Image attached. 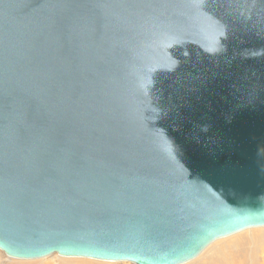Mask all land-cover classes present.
Instances as JSON below:
<instances>
[{"label": "water", "instance_id": "1", "mask_svg": "<svg viewBox=\"0 0 264 264\" xmlns=\"http://www.w3.org/2000/svg\"><path fill=\"white\" fill-rule=\"evenodd\" d=\"M262 227L264 0H0L8 258L186 264Z\"/></svg>", "mask_w": 264, "mask_h": 264}, {"label": "rangeland", "instance_id": "2", "mask_svg": "<svg viewBox=\"0 0 264 264\" xmlns=\"http://www.w3.org/2000/svg\"><path fill=\"white\" fill-rule=\"evenodd\" d=\"M248 236V237H247ZM245 237V238H244ZM243 238V239H241ZM239 241V242H237ZM0 264H131L87 258H65L57 254L38 260L8 258L0 251ZM187 264V263H186ZM188 264H264V227L245 230L217 240Z\"/></svg>", "mask_w": 264, "mask_h": 264}, {"label": "snow or ice", "instance_id": "3", "mask_svg": "<svg viewBox=\"0 0 264 264\" xmlns=\"http://www.w3.org/2000/svg\"><path fill=\"white\" fill-rule=\"evenodd\" d=\"M73 254L79 257H90L92 255H95L96 253L88 251V250H81L79 252H74Z\"/></svg>", "mask_w": 264, "mask_h": 264}, {"label": "bare ground", "instance_id": "4", "mask_svg": "<svg viewBox=\"0 0 264 264\" xmlns=\"http://www.w3.org/2000/svg\"><path fill=\"white\" fill-rule=\"evenodd\" d=\"M251 230V229H250ZM248 237V236H247ZM245 238V237H244ZM241 239H243V238H241ZM237 242H239V241H237ZM215 243V242H214ZM240 243V242H239ZM213 244V243H212ZM211 246V245H210ZM199 257V256H198ZM195 260V259H194ZM194 260H192V261H194ZM196 260H197V258H196ZM192 261H190V262H192ZM190 262H188V263H190ZM129 263V262H128ZM187 263V264H188Z\"/></svg>", "mask_w": 264, "mask_h": 264}]
</instances>
